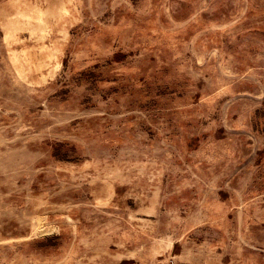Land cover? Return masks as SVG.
I'll list each match as a JSON object with an SVG mask.
<instances>
[{
    "label": "rangeland",
    "instance_id": "374dc122",
    "mask_svg": "<svg viewBox=\"0 0 264 264\" xmlns=\"http://www.w3.org/2000/svg\"><path fill=\"white\" fill-rule=\"evenodd\" d=\"M0 264H264V0H0Z\"/></svg>",
    "mask_w": 264,
    "mask_h": 264
}]
</instances>
